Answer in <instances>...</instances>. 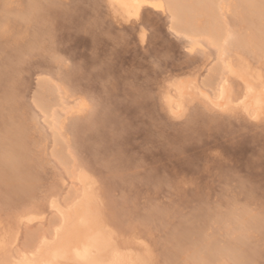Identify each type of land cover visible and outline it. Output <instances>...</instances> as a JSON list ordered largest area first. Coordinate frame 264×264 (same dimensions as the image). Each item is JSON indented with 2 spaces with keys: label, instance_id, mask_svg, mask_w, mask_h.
I'll return each instance as SVG.
<instances>
[{
  "label": "rangeland",
  "instance_id": "374dc122",
  "mask_svg": "<svg viewBox=\"0 0 264 264\" xmlns=\"http://www.w3.org/2000/svg\"><path fill=\"white\" fill-rule=\"evenodd\" d=\"M229 1L220 24L252 40L249 15ZM104 3L0 0V153L15 148L3 159L22 161L18 172L0 171V236L17 238L18 249L27 233L47 231L48 199L66 200L77 189L69 174L81 170L116 241H135L150 264H204L192 258L196 246L204 255L209 246L210 262L264 264V118L199 101L171 118L161 81L186 68L208 77L214 48L189 55L167 13L116 23ZM260 53L244 56L264 73ZM78 103L84 111L62 118ZM52 114L63 119L61 131ZM37 209L42 223L17 220Z\"/></svg>",
  "mask_w": 264,
  "mask_h": 264
},
{
  "label": "bare ground",
  "instance_id": "6f19581e",
  "mask_svg": "<svg viewBox=\"0 0 264 264\" xmlns=\"http://www.w3.org/2000/svg\"><path fill=\"white\" fill-rule=\"evenodd\" d=\"M104 2L116 23L132 21L136 23L140 21L144 11L167 13L171 22L170 29L186 39L189 55L198 51L209 57L206 46L214 48L216 65L208 71V77L200 80L199 72L186 68L161 81L159 87L161 105L171 118H180L193 101H199L205 107L222 113L238 111L255 121L264 118V73L253 67L244 56L246 49L253 54L255 51H261L260 54L264 55V0H237V8L242 11L238 12L243 13L244 19H247V14L250 17L248 22L252 34L248 35H252V40L228 32L222 23L221 26L219 16L230 11L232 2L229 0H104ZM33 3L32 1L31 5H36ZM34 8L33 13L37 12L39 6L36 5ZM200 17L205 19L204 25L200 23ZM141 37L143 38L142 34ZM253 41L256 48L251 45ZM5 103L12 108L7 100ZM76 105L74 108H65L62 118L66 119L84 111L83 103ZM57 116L51 115L55 122L52 129L61 131L64 122ZM6 132L8 136L9 129ZM17 137L13 141L16 146L20 144L16 140ZM54 137L58 142L59 138ZM14 149L1 151L0 171L6 165L12 170H17L22 164L18 157H14L10 162L3 159L2 155L5 152L10 155L16 154ZM69 175L71 184L77 189L75 188L63 202L55 197L47 201L48 209L54 214L51 227L37 235L27 233L25 245L18 249L14 248L17 246H15L17 238L9 242L8 236H0V264H150L148 257L134 247L137 245L135 241H118L122 244L116 241L115 235L106 226L98 197L90 186L88 176L81 170L72 171ZM35 211L24 212L17 220L25 224L42 223L43 211ZM196 247L193 253L191 252L192 258L204 261V264L209 263L211 260L209 256H212L209 246L203 247L207 249L206 256L202 254L203 250L199 251V246ZM225 249L226 253H222L231 257L234 262L241 259L242 255L236 253L234 249ZM209 264L219 263L214 261Z\"/></svg>",
  "mask_w": 264,
  "mask_h": 264
}]
</instances>
